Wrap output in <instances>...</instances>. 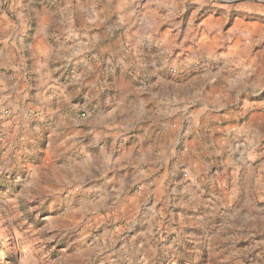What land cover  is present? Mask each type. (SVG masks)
Wrapping results in <instances>:
<instances>
[{
	"label": "clouds",
	"instance_id": "clouds-1",
	"mask_svg": "<svg viewBox=\"0 0 264 264\" xmlns=\"http://www.w3.org/2000/svg\"><path fill=\"white\" fill-rule=\"evenodd\" d=\"M186 2L148 0L140 9L138 0H0V13L15 17L0 37V69L13 73L0 72V225L8 221L0 227V264H50L33 246L30 226L14 221L22 215L15 209L53 179L52 205L64 216L123 209L127 235L118 236L105 264L117 256L152 264L157 255L167 264H203L205 247L229 229L246 233L229 240L264 235V207L257 203L264 201V51L249 55L248 44L236 59L231 51L218 54L219 42L199 35L192 21L179 43V24L174 36L161 39L159 26L181 15ZM216 5L225 19L242 8L260 13L264 24V0ZM249 19L238 18L231 31L249 39ZM46 45L49 55L37 60L36 49ZM55 60L66 61L65 70L73 65L63 85L52 78L60 68L48 67ZM69 151L74 155L64 156ZM125 168L134 171L118 175ZM238 198L243 208L232 207ZM201 205L211 209L205 216L173 214ZM217 214L223 222L209 235L215 226L207 222ZM258 248L256 264H264V240L245 253Z\"/></svg>",
	"mask_w": 264,
	"mask_h": 264
},
{
	"label": "rangeland",
	"instance_id": "rangeland-1",
	"mask_svg": "<svg viewBox=\"0 0 264 264\" xmlns=\"http://www.w3.org/2000/svg\"><path fill=\"white\" fill-rule=\"evenodd\" d=\"M23 4L25 0H20ZM11 3V0H9ZM81 3L87 5L92 3V0H81ZM140 9L148 3V0H138ZM138 9V10H140ZM165 10H161L164 14ZM195 14V15H193ZM249 17L250 19L246 23L253 25V36L249 39H245L238 32H232L231 30L236 27V21L240 17ZM118 17L113 16L111 20L114 21ZM257 18H261L260 13H254L246 11L242 8H233L232 13L225 19V9L223 7H217L216 0H211L209 3H204L203 6L199 3L187 0L184 4V11L181 15L176 16L171 21H166L159 26L158 35L163 39L166 34L174 36L176 33L173 31V25L179 24L180 36L175 41L179 43L183 39L184 33L188 29L189 21H192L194 29L199 28V35L207 34L210 39L219 42V47L216 49L218 54L227 53L229 51L233 54V59L243 55L242 49L245 45L250 44L247 49L249 55H255L257 52L264 51V24L258 23ZM56 17L53 22L58 20ZM15 21V17L10 11L0 13V37H3L6 32L11 31V25ZM73 27L79 28L80 24L76 22V18H73ZM111 22V21H109ZM103 25H99L95 28L89 29L91 33L100 32ZM207 29V33L205 32ZM254 41V42H253ZM50 44L54 45L55 41H50ZM190 41H185L182 47H188ZM3 45H0L2 48ZM49 46L38 47L36 49V59L43 60L49 55ZM181 48H174L173 55H180ZM32 61L28 62V70L32 66ZM62 63H66L64 60H55L48 65L49 68H60ZM73 65L68 63L67 70L60 68V71L55 72L53 80L57 85H63L68 82ZM6 76H11L13 73L11 69H0ZM31 83V81H30ZM29 92V95H32ZM80 100V96H76L73 103ZM194 107L189 108L188 111L194 114ZM135 131V130H133ZM129 136H133V132L127 133ZM111 138H109V141ZM130 147V143L126 145ZM74 153L69 151L64 153V156H73ZM64 156L59 159L63 160ZM54 161L56 160L53 157ZM262 160L253 162V167L257 168L259 172V165ZM216 172V168L213 167L209 173L211 177ZM247 175L246 170H242L241 180L243 181ZM181 179L183 175L181 174ZM56 181L53 179L45 183L41 190L40 195L37 198L22 202L20 206L15 209L17 213H22L17 217L14 222L24 221L23 228H31V234L33 236V246L41 249L45 254L46 259L50 261V264H105V259L109 256L110 252L115 253L119 247V235H127V232H121L123 221L120 217L123 215V209L113 208L111 211L101 210L96 212H74L69 216H64L60 211L55 210V205H52V201L57 198V194H53L55 189L52 188ZM139 191L138 188H133L132 193ZM209 191H205L201 196V200L206 201L209 199ZM13 196L15 193L12 194ZM43 201V202H42ZM259 207H264V201H258ZM50 205H52L50 207ZM159 207V206H158ZM233 208H243V199L238 198L232 203ZM210 208H204L203 205L192 208H176L173 214L177 219L182 217L198 214L205 216L210 212ZM224 211V210H222ZM222 223L219 214L210 218L207 222V226H215L209 235L219 231ZM8 221L5 220L0 227L7 226ZM193 229H185V231H192ZM198 231V230H197ZM246 235L244 232H240L237 229H229L220 234L219 239L211 242V247H205L203 253V264H256L257 252H261L262 249H256L254 252L245 253L253 242H259L264 240V235H255L248 239H232L227 237H239ZM142 239V238H141ZM170 239V238H169ZM116 240V243L108 248L107 246ZM240 253V254H235ZM139 259V257H137ZM115 264H126V261L116 257ZM152 264H167L159 255L154 257ZM177 264H185L183 259L179 260Z\"/></svg>",
	"mask_w": 264,
	"mask_h": 264
},
{
	"label": "crops",
	"instance_id": "crops-1",
	"mask_svg": "<svg viewBox=\"0 0 264 264\" xmlns=\"http://www.w3.org/2000/svg\"><path fill=\"white\" fill-rule=\"evenodd\" d=\"M262 33H264V29H263ZM133 171H134V169H131V168L121 169L120 172L118 173V175L123 174V173L133 172ZM108 175H109V177H111L112 173H109Z\"/></svg>",
	"mask_w": 264,
	"mask_h": 264
}]
</instances>
